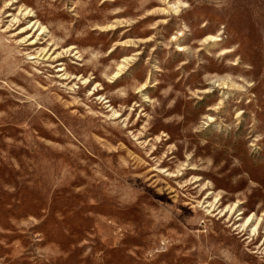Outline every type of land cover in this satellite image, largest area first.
Here are the masks:
<instances>
[{
	"label": "rangeland",
	"instance_id": "1",
	"mask_svg": "<svg viewBox=\"0 0 264 264\" xmlns=\"http://www.w3.org/2000/svg\"><path fill=\"white\" fill-rule=\"evenodd\" d=\"M0 264H264V0H0Z\"/></svg>",
	"mask_w": 264,
	"mask_h": 264
}]
</instances>
